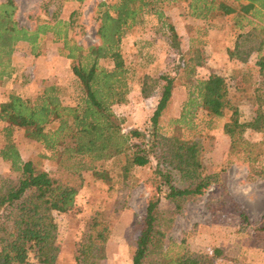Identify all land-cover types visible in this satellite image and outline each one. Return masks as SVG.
<instances>
[{
    "label": "trees",
    "instance_id": "16d2710c",
    "mask_svg": "<svg viewBox=\"0 0 264 264\" xmlns=\"http://www.w3.org/2000/svg\"><path fill=\"white\" fill-rule=\"evenodd\" d=\"M161 1L171 0L99 1L94 9L98 42L86 46L71 35L73 13L68 20L51 14L49 19H37L33 26L26 27L17 21L14 0L0 2V82L10 76L16 44L27 42L36 56L47 35L61 44L59 54L70 60L71 72L78 81L76 99L70 104L63 102L62 90L56 84L45 85L29 97L10 89L7 99L0 103V133L4 140L0 157L17 173L14 178L0 179V264L54 262L59 249L54 212L72 209L86 171L109 188L116 185L123 190L128 188L136 166H152L147 177L150 190L145 214L132 242L131 264H213L212 256L190 251L183 240L178 244L166 241L182 203L203 195L212 184L220 189L213 207L232 209L247 220L220 174L202 175V138L215 118L229 115L223 124L224 133L230 137L229 161L237 156L239 162H254L258 153L242 135L246 129L264 134V103H259L252 120L241 122L225 78L212 73L186 84L187 95L179 112L171 115L176 83L183 77L190 78L202 65L203 41L190 39L186 51L181 52L174 27L165 22L167 18L157 8ZM172 1L185 3L190 15L209 23L230 18L232 29L249 25L247 37L254 34L253 30L264 34V0ZM149 15L168 28L169 45L178 55L173 67L177 74L165 72L157 78L143 75L140 94L148 97L157 91L159 97L147 126L125 132L123 119L113 106L128 102L130 83L136 81V74L124 60L123 41L132 28L143 26ZM237 47L238 43L236 50L228 51L229 56L247 62V55L254 48L242 55ZM260 48L253 67L264 83V50ZM246 76L245 84L250 81ZM17 127L26 138L42 146L39 155L55 165L54 172L32 160L22 161L13 139ZM163 201L170 202L172 208H163ZM260 228L264 229V222ZM108 237V224L94 220L86 241L75 250L76 264H99Z\"/></svg>",
    "mask_w": 264,
    "mask_h": 264
},
{
    "label": "rangeland",
    "instance_id": "374dc122",
    "mask_svg": "<svg viewBox=\"0 0 264 264\" xmlns=\"http://www.w3.org/2000/svg\"><path fill=\"white\" fill-rule=\"evenodd\" d=\"M14 1L17 4L16 18L21 25L31 27L37 19H49L51 14L68 20L73 13L70 31L73 38L84 46L98 42L94 9L102 0ZM157 8L168 19L164 18L165 22H170L174 27L181 52L186 51L190 39L203 41L200 45L202 65L196 68L190 78L183 77L176 83L170 114H178L187 95V85L195 83L196 78L215 73L225 78L229 98L239 110V120H252L259 103H264V83L253 67L259 46L260 51L264 50V34L253 30L254 34L247 37L245 32L251 27L246 25L232 29L230 18H218L209 23L205 19L193 17L183 2L161 1ZM168 34V28L161 26L154 15H149L143 26L132 28L124 38L122 54L126 64L134 69L136 81L130 83L128 102L114 105L113 110L123 119L125 132L147 126L159 97L157 91L148 97L140 94L143 75L157 78L165 72L177 74L173 67L178 55L169 45ZM51 38V35H47L41 40L39 54L35 56L37 59L31 56L33 54L27 42L19 41L15 45L14 51L18 53V58L7 81L5 95L10 89H16L23 97H29L45 85L56 84L62 90L64 103L75 101L78 81L71 72L70 60L59 54L61 44L53 42ZM236 43L237 51L242 52V55L249 48H254L247 55V62L229 56V50H236ZM244 74H247L244 78L250 80L249 83L243 82ZM228 116L215 118L213 126L205 129L200 156L201 173L220 174L226 190L247 220H242L232 209L213 207L220 189L212 184L203 195L194 196L182 203L166 241L178 244L183 240L190 251L212 256L213 264H264V229L260 228L264 222V134L251 129L243 132V138L254 144L253 149L258 153L254 162H239L237 156L229 161L230 137L223 131ZM13 139L22 161L32 160L48 172L55 171L56 167L50 160L40 157L42 146L26 138L21 128H15ZM3 144L0 133V148ZM238 157L243 159L242 155ZM151 169L150 164L136 166L128 188L123 190L116 185L109 188L90 172H84V184L72 209L63 213L54 212L59 249L52 264H76L75 250L86 241L94 220L104 221L109 227L104 257L99 264H131L132 242L139 234L138 225L145 214L146 198L150 190L147 177ZM16 175L10 163L0 157V179L14 178ZM162 207L172 208V204L163 201Z\"/></svg>",
    "mask_w": 264,
    "mask_h": 264
},
{
    "label": "crops",
    "instance_id": "0c3cea01",
    "mask_svg": "<svg viewBox=\"0 0 264 264\" xmlns=\"http://www.w3.org/2000/svg\"><path fill=\"white\" fill-rule=\"evenodd\" d=\"M20 42H22V41H20ZM17 55H18V53L16 51H13L12 56H11V61H10V68H11L10 69V76L12 75V73L14 71L15 61L18 58ZM31 56L33 58H36L37 59V57H35L33 55H31ZM10 76L9 77H3V79H4L3 81L4 82H1V84H0V103L3 102V101H5L7 99L8 94L5 95L6 93L4 91L6 89V84H7L8 79L10 78Z\"/></svg>",
    "mask_w": 264,
    "mask_h": 264
}]
</instances>
